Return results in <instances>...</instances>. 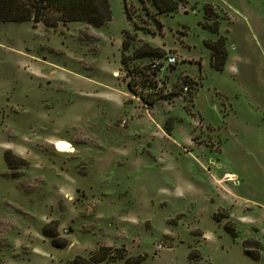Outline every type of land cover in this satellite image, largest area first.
<instances>
[{
	"label": "rangeland",
	"instance_id": "rangeland-1",
	"mask_svg": "<svg viewBox=\"0 0 264 264\" xmlns=\"http://www.w3.org/2000/svg\"><path fill=\"white\" fill-rule=\"evenodd\" d=\"M108 1L0 23V264H264V0Z\"/></svg>",
	"mask_w": 264,
	"mask_h": 264
},
{
	"label": "trees",
	"instance_id": "trees-1",
	"mask_svg": "<svg viewBox=\"0 0 264 264\" xmlns=\"http://www.w3.org/2000/svg\"><path fill=\"white\" fill-rule=\"evenodd\" d=\"M177 1L181 2V0H152L158 11L165 14L177 10ZM111 19L112 12L108 0H0V23L33 22L44 24L48 28H57L60 24L83 22L101 28ZM125 38L123 50L128 51L131 40L128 34ZM209 47L213 51V66L216 70H223L227 59L223 44H212ZM138 54L141 57L162 58L165 52L148 47L147 50H140ZM169 67L173 70L176 65ZM143 101L150 106L153 104L146 99ZM45 233L47 236L55 237L47 231ZM110 251L109 248H101L88 259L76 257L71 264H103L109 258Z\"/></svg>",
	"mask_w": 264,
	"mask_h": 264
},
{
	"label": "built area",
	"instance_id": "built-area-1",
	"mask_svg": "<svg viewBox=\"0 0 264 264\" xmlns=\"http://www.w3.org/2000/svg\"><path fill=\"white\" fill-rule=\"evenodd\" d=\"M175 64H176V59H174V58H169V60L166 62L167 66H171V65H175ZM167 66H165L164 61L158 60L156 65H155V68H157V69H163L164 68L165 69Z\"/></svg>",
	"mask_w": 264,
	"mask_h": 264
},
{
	"label": "bare ground",
	"instance_id": "bare-ground-1",
	"mask_svg": "<svg viewBox=\"0 0 264 264\" xmlns=\"http://www.w3.org/2000/svg\"><path fill=\"white\" fill-rule=\"evenodd\" d=\"M56 149L62 153H66L70 150L69 145L64 141L57 142Z\"/></svg>",
	"mask_w": 264,
	"mask_h": 264
}]
</instances>
